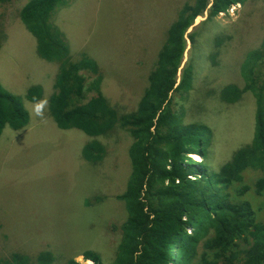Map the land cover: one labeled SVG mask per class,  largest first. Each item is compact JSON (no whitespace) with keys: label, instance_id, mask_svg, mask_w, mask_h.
<instances>
[{"label":"rangeland","instance_id":"obj_1","mask_svg":"<svg viewBox=\"0 0 264 264\" xmlns=\"http://www.w3.org/2000/svg\"><path fill=\"white\" fill-rule=\"evenodd\" d=\"M27 1L0 0V62L7 65L0 66V85L21 98L29 115L24 129L4 128L0 136V261L13 253L34 260L38 253L50 251L52 264H65L71 258L88 264L81 254L91 250L100 255L103 264H109L126 218L117 196L125 191L131 172L128 149L133 139L116 126L97 138L105 154L99 163L90 164L80 153L87 136L77 130L62 131L47 117L45 102L53 92L50 86L59 64L35 63L30 70L36 79L26 71L14 73L16 41L23 57L19 67L34 65L30 51H35V39L19 20ZM73 1L55 9L52 23L74 48V58L82 49L95 60L102 76L98 90L110 107L119 115L135 111L169 25L179 9L193 0ZM208 17L207 10L185 34L187 48L177 84L189 62H193L194 75L190 88L172 95V109L180 125L197 123L211 132L206 165L212 173L253 138L256 98L252 90L232 103L223 99L221 91L232 84L241 90L244 87L242 62L249 52L259 49L264 38V0H244L213 19ZM191 34H197L193 43ZM260 62L264 64V59ZM81 73L87 84L97 80L96 73ZM20 77L45 89L42 102L23 99L26 90L20 89ZM260 84L258 80L254 89ZM191 161L199 168L204 163ZM185 165L191 164L185 161ZM85 200L92 204L85 206ZM262 206L264 210V203Z\"/></svg>","mask_w":264,"mask_h":264},{"label":"trees","instance_id":"obj_2","mask_svg":"<svg viewBox=\"0 0 264 264\" xmlns=\"http://www.w3.org/2000/svg\"><path fill=\"white\" fill-rule=\"evenodd\" d=\"M68 1L28 0L19 11V20L35 39L40 58L59 64L47 110L58 129L77 130L87 136L80 150L82 160L99 163L105 150L97 138L116 126L133 139L128 149L131 172L125 191L117 196L126 218L109 264H264V64L260 62L264 59V38L259 49L249 52L242 62V90L232 84L221 91L228 103L238 101L249 89L256 98L251 143L237 150L230 162L208 173L206 149L211 132L197 123L180 125L172 109V95L190 88L194 75L193 62H189L177 84L187 30L207 10L210 20L244 0L184 4L166 31L136 110L122 115L98 90L102 76L95 60L82 49L74 58V48L65 43L59 26L52 23L55 9ZM196 36L190 35L192 43ZM81 72L96 73L97 80L87 84ZM258 80L261 84L255 90ZM92 92L95 95L87 97ZM43 95V89L35 86L28 90L26 99L38 103ZM28 122L21 99L0 86V136L4 128L20 131ZM191 155L198 162L201 157L203 166H194L187 158ZM185 161L191 165L186 166ZM91 204L84 201L85 206ZM81 256L88 264H103L94 251L86 250ZM53 261L50 251H42L34 260L13 253L0 264ZM65 264L81 263L71 258Z\"/></svg>","mask_w":264,"mask_h":264},{"label":"crops","instance_id":"obj_3","mask_svg":"<svg viewBox=\"0 0 264 264\" xmlns=\"http://www.w3.org/2000/svg\"><path fill=\"white\" fill-rule=\"evenodd\" d=\"M73 2H78V1H76V0H74ZM66 5V4H65ZM65 5H62L61 7H63V6H65ZM71 11H73V9L71 8L70 9ZM65 16H67L66 14H65ZM28 32V31H27ZM29 33V32H28ZM8 40V39H7ZM6 40V41H7ZM9 41V40H8ZM21 42V41H20ZM36 43V42H35ZM65 43L67 44V45H69V43L68 42H66L65 41ZM18 45H19V42H14V48H13V54H14V73H23V71H26V72H29L30 73V78H34L33 77V75H32V72H31V70H33V68L35 67V63H43V65H44V63H46V65H52L51 63H57V62H48V61H45L44 59H42V58H40V56L38 55V52H37V49L35 48V51H33V52H31L30 51V55H31V61L32 62H34V65H26V66H24V67H19V65H20V63H21V61L23 60V57L21 56V54H20V52H19V50H18ZM36 45V44H35ZM43 61V62H42ZM2 63H4L5 65H6V63H5V61L4 62H0V66H1V64ZM6 67H7V65H6ZM31 69V70H30ZM0 71H1V69H0ZM5 71V70H4ZM6 72H8V68H7V70H6ZM42 72V71H41ZM50 77V76H49ZM6 79H7V77H5ZM34 79H36V78H34ZM50 82H52V80H49ZM18 82L20 83V85H21V87H20V89H23V90H26V93L28 92V90L29 89H31L32 87H35V86H41V85H39V84H37L36 82H32V83H26L27 82V79L25 80V78H22V77H20L19 78V80H18ZM50 83H47V82H45V85H49ZM1 86V85H0ZM14 87H16L17 88V83L14 81ZM42 88V87H41ZM50 88H52V90H53V92H52V94L54 93V89H53V86H50ZM43 89V88H42ZM8 93V92H7ZM26 93H25V96H24V100H26V101H28L27 99H26ZM43 93H46V91H45V89L43 90ZM10 94V93H9ZM15 94V93H14ZM51 94V95H52ZM12 95V94H11ZM17 95V94H16ZM50 95V96H51ZM16 97V96H15ZM17 98H20V97H17ZM43 98V97H42ZM21 99V98H20ZM49 99V98H48ZM48 99H47V102H45L46 104L48 103ZM42 100V99H41ZM29 102V101H28ZM30 103H32V102H30ZM32 104H34V103H32ZM27 111V110H26ZM28 113V112H27ZM50 117V115H47V117ZM51 118V117H50ZM51 120L53 121V119L51 118ZM29 123V122H28ZM28 125V124H27ZM26 125V126H27ZM25 128V127H24ZM23 128V129H24ZM12 130V129H11ZM14 131V130H13ZM62 131H64V130H62ZM82 146L83 145H81V147H80V150H81V148H82Z\"/></svg>","mask_w":264,"mask_h":264},{"label":"clouds","instance_id":"obj_4","mask_svg":"<svg viewBox=\"0 0 264 264\" xmlns=\"http://www.w3.org/2000/svg\"><path fill=\"white\" fill-rule=\"evenodd\" d=\"M42 101H43V100H41L40 102H42ZM34 104H35V103H34ZM46 108H47V106H46ZM193 156H195V155H191V156H189V157H187V158H190V159H192V160H193V159H194V157H193ZM199 157H200V156H199ZM200 162H202V159H201V157H200V161H199V163H200ZM193 164H196V163H194V162H193ZM194 166H195V165H194Z\"/></svg>","mask_w":264,"mask_h":264},{"label":"water","instance_id":"obj_5","mask_svg":"<svg viewBox=\"0 0 264 264\" xmlns=\"http://www.w3.org/2000/svg\"><path fill=\"white\" fill-rule=\"evenodd\" d=\"M199 19H200L199 17L195 19L194 25H196L198 23V21H200Z\"/></svg>","mask_w":264,"mask_h":264}]
</instances>
